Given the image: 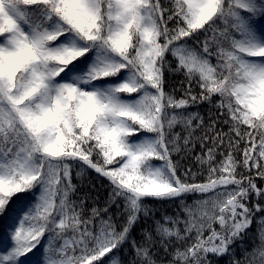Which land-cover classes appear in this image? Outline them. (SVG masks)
Returning a JSON list of instances; mask_svg holds the SVG:
<instances>
[{"label":"snow or ice","instance_id":"obj_1","mask_svg":"<svg viewBox=\"0 0 264 264\" xmlns=\"http://www.w3.org/2000/svg\"><path fill=\"white\" fill-rule=\"evenodd\" d=\"M0 264H264V0H0Z\"/></svg>","mask_w":264,"mask_h":264}]
</instances>
